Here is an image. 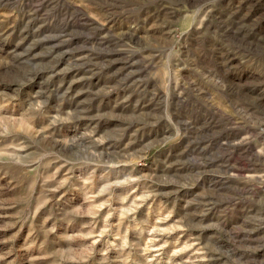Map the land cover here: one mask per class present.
Returning <instances> with one entry per match:
<instances>
[{
  "label": "rangeland",
  "instance_id": "obj_1",
  "mask_svg": "<svg viewBox=\"0 0 264 264\" xmlns=\"http://www.w3.org/2000/svg\"><path fill=\"white\" fill-rule=\"evenodd\" d=\"M0 264H264V0H0Z\"/></svg>",
  "mask_w": 264,
  "mask_h": 264
}]
</instances>
